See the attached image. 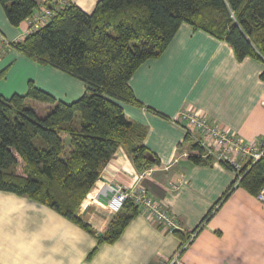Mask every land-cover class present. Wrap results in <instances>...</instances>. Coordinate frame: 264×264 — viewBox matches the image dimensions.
Here are the masks:
<instances>
[{"label": "crops", "instance_id": "crops-1", "mask_svg": "<svg viewBox=\"0 0 264 264\" xmlns=\"http://www.w3.org/2000/svg\"><path fill=\"white\" fill-rule=\"evenodd\" d=\"M37 1L35 14L44 9L46 0ZM69 1L91 13L98 0ZM29 27L30 20L11 26L0 5V37L5 42L22 39ZM4 69L7 72L0 81L4 98L23 95L29 81L66 103L86 90L84 83L68 74L39 66L7 46L0 52V71ZM263 70V63L252 58L239 62L227 43L182 24L163 54L143 63L130 78L129 87L140 106L119 102L125 117L145 129L143 145L158 164L139 173L125 149L118 147L79 215L102 233L115 214L106 206L105 184L138 186L164 205L182 230H193L235 175L215 159L208 165L191 164L185 125L175 119L185 108L201 112L219 128L259 148L264 143ZM199 137L192 135L194 140ZM178 183L181 186L174 190ZM180 243L172 232L140 212L115 243L103 244L88 260L96 246L94 236L49 207L0 191V264H155L161 257L172 256ZM182 258L186 264H264V204L235 189L216 207Z\"/></svg>", "mask_w": 264, "mask_h": 264}, {"label": "trees", "instance_id": "trees-1", "mask_svg": "<svg viewBox=\"0 0 264 264\" xmlns=\"http://www.w3.org/2000/svg\"><path fill=\"white\" fill-rule=\"evenodd\" d=\"M0 5L9 24L18 27L31 20L40 3L0 0ZM42 6L53 12L48 21L39 28L30 26L22 39L7 47L39 66L79 79L86 90L66 103L29 81L23 95L0 96V191L49 207L94 236L90 260L100 246L115 243L140 214L127 200L102 233L79 215L117 148L125 149L139 173L158 164L143 145L145 129L129 121L119 105L140 106L129 87L132 75L146 61L159 58L184 23L227 43L237 61L252 58L264 64V0H98L91 13L69 0H46ZM0 47L2 51L6 44ZM6 72L0 71V80ZM260 80L264 82V70ZM31 101L47 106L42 117ZM37 139L39 145L34 144ZM184 142L189 143L191 164L214 160L203 157L200 141L188 130ZM219 163L235 178L193 230L172 231L181 241L179 247L191 234L196 237L235 189L256 197L264 185V150L254 162L245 156L235 165Z\"/></svg>", "mask_w": 264, "mask_h": 264}, {"label": "built area", "instance_id": "built-area-1", "mask_svg": "<svg viewBox=\"0 0 264 264\" xmlns=\"http://www.w3.org/2000/svg\"><path fill=\"white\" fill-rule=\"evenodd\" d=\"M52 15V11L43 9L32 16L30 26L32 28H39L43 26ZM3 43L6 44V46L8 45V43L0 37V46ZM1 48L2 47H0V49ZM176 121L184 123L185 129L192 135L196 133L200 136L198 140L204 149L203 157L211 156L218 162L226 161L235 165L236 158L248 156L251 157L254 162L263 154V145V149H261L260 146L256 148L251 144L244 143L240 138L233 135L228 130L219 128L213 120L201 112L190 111L185 108L179 113L175 119V122ZM180 186L181 183H178L172 187L174 190H178ZM105 190L109 194L106 206L111 213L118 212L123 203L130 200L139 208L141 213L147 215L151 222L158 225L163 230L167 232L175 230L184 231L178 220L169 213L164 205L155 201L149 191L138 186L124 187L115 183L105 184ZM256 198L259 202L264 204V185L260 188ZM194 236V234H191L187 242L179 247L172 256L161 257L157 259L155 264H186L183 261L182 255L191 244V240Z\"/></svg>", "mask_w": 264, "mask_h": 264}, {"label": "rangeland", "instance_id": "rangeland-1", "mask_svg": "<svg viewBox=\"0 0 264 264\" xmlns=\"http://www.w3.org/2000/svg\"><path fill=\"white\" fill-rule=\"evenodd\" d=\"M67 75V74H66ZM70 76V75H69ZM71 78H72V76H71ZM4 79V78H3ZM3 79H1V80H3ZM73 79L74 80H76L77 82H80L81 84H83V82L82 81H80L79 79H76V78H74L73 77ZM0 80V81H1ZM34 85H35V83H34ZM36 86V85H35ZM65 86V85H64ZM25 92H26V90H25ZM12 94H10L9 96H8V98L11 96ZM80 97V96H79ZM77 99V98H76ZM31 105H32V107H33V109L37 112V115L39 116V117H42L44 114H45V112H46V107H43L45 104H41V103H36V102H32L31 101ZM67 137L65 136V139H66ZM39 140L37 139V141H34V144L35 145H39ZM15 168V167H14ZM15 170L16 171H20L19 170V168L17 167V168H15Z\"/></svg>", "mask_w": 264, "mask_h": 264}]
</instances>
